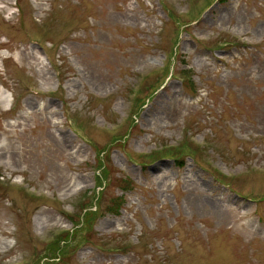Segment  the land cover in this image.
Listing matches in <instances>:
<instances>
[{"label":"rangeland","instance_id":"rangeland-1","mask_svg":"<svg viewBox=\"0 0 264 264\" xmlns=\"http://www.w3.org/2000/svg\"><path fill=\"white\" fill-rule=\"evenodd\" d=\"M0 264H264V0H0Z\"/></svg>","mask_w":264,"mask_h":264}]
</instances>
